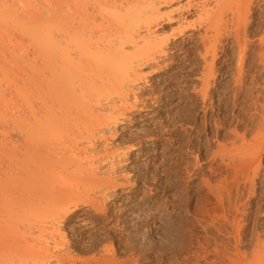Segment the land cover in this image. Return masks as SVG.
I'll use <instances>...</instances> for the list:
<instances>
[{"label":"rangeland","instance_id":"1","mask_svg":"<svg viewBox=\"0 0 264 264\" xmlns=\"http://www.w3.org/2000/svg\"><path fill=\"white\" fill-rule=\"evenodd\" d=\"M184 1L162 4L160 11L176 9V4H185L187 0ZM197 1L201 2L190 0L192 4ZM211 1L208 11L211 5L216 6L215 0L213 4ZM246 1L240 0L245 7L243 4L239 8L235 0H220L223 18L213 17L220 13L215 7L210 16L219 23L223 20L212 29L213 18L208 17L211 18L208 22L205 10L198 17L200 8L195 5L182 16L174 11L171 20H163L153 28L151 35L168 37L163 53L166 56L156 54V62L149 60L136 71L141 78L132 83L135 92L129 93L126 101L134 103L132 107L137 109L129 108L124 113V120L122 116L111 130L114 134L111 138L107 132V143L102 140L106 147L98 141L97 145L102 147L84 154L81 151L84 140L80 136L75 148L68 144L70 137L42 133L58 143L57 153L62 156L72 153L65 160L76 157L81 162L74 172L96 167L99 181L79 186L78 207L73 209L72 205L61 220L56 219L53 232L43 233L41 239L48 243L42 247L48 250L39 253L44 254V259L37 257L39 262L41 259L46 264H261L264 0H248L250 5ZM41 3V0H0V84L23 71L31 77L41 74L40 66L31 65L32 46L26 35L30 17L39 19L42 14ZM232 3L238 11L246 10L247 4L250 8L247 6L246 14L236 10L234 17ZM224 15L228 22L224 21ZM236 17L238 23L235 21L234 25L231 19ZM179 27L182 32L177 35ZM214 34L218 37L214 38ZM202 37L216 46L209 44V48ZM210 38L216 39L217 44ZM211 45L213 51L209 53ZM23 93L27 103L38 102L36 91L13 86L5 99L19 105ZM7 113L0 110V126L16 129L13 136L21 138L20 129L19 132L17 126L13 127ZM38 136L42 137L41 133ZM111 151L118 152L113 159L109 158ZM82 153L88 154L89 159L83 156L85 159L81 160ZM100 153L105 159L98 157ZM45 213L42 216H49V220L52 213L47 210ZM34 231L32 237H39L40 233ZM30 237L29 234L33 244L37 240L35 247L39 248L38 239Z\"/></svg>","mask_w":264,"mask_h":264},{"label":"bare ground","instance_id":"2","mask_svg":"<svg viewBox=\"0 0 264 264\" xmlns=\"http://www.w3.org/2000/svg\"><path fill=\"white\" fill-rule=\"evenodd\" d=\"M41 1L42 14L38 15L40 18L30 17L29 25L26 28V35L32 46L31 65L33 67L40 66L41 74L31 77L28 72L23 71L16 73L14 77L11 76L5 84H0V110L5 114L9 112L7 113L9 119L6 118L13 121V127L17 126V131L20 129L21 132H19L22 134L17 132L21 138L15 137L13 132L16 129L13 131L14 128L10 125L9 127L12 129L7 128L8 126L4 128L2 125L0 126V128L2 127L0 129V264H44L45 261L41 260L44 259V254L40 255L39 253L48 250L45 248L46 246L42 247L48 242L41 239L43 233L46 230L53 232V224L56 219L69 213L72 205L73 209L78 207V200H76L80 194L78 187L87 182L92 184L98 178L96 167V171L90 166L88 170L74 172L75 168L78 169L77 166H81V162L72 156L73 159H69V157L65 160L66 156L72 153L65 156H62V153H57V149L60 148L58 143L54 142V139L44 137L42 133L70 137L68 144L75 148L78 146L77 136H80L84 140V142L80 141L81 144L83 143L81 151L84 154H90L91 150L95 151L94 148L97 146L102 147L100 146L102 144L99 142L97 145V142L104 140V143H107V138H111L113 134H111V130L120 122L122 116L121 119L125 118L124 113L129 108L137 109V107L133 108L134 103L128 104L126 101L128 94L135 92L133 91L135 87L131 86L132 83L141 78V75H137L136 71H140L139 68L145 66L149 60H155L156 54L166 56L163 53L167 48L168 37L164 38V35L160 37L154 33L155 36L151 35L154 31L153 28L160 25L163 20H171L174 11L179 12L181 16L184 12H190L193 5L200 8V11L197 10L200 14V16L197 15L198 17L203 15L201 10H205L207 20L208 17L213 16L211 9L219 8V10L216 9V12H220V9L223 8L219 7L220 0H215L217 7L210 6L211 12L207 9L209 0H201L200 3L197 1L195 4L191 3L192 0L191 2L185 0V4L179 2L176 4L178 5L176 9L171 8L172 10L167 12H161L160 6L178 0ZM234 4L238 7L243 5L240 4V0L237 2L235 0ZM249 5L247 4V6ZM247 6L245 10L244 4V10H239V14H242V11L246 14ZM221 10L223 11V9ZM233 10L231 15L236 10L238 11V8L236 7L235 10L234 6ZM222 11L219 13L220 15L214 11L218 15L213 17L218 19L220 16V20L223 18ZM239 14L237 17L241 16ZM235 15L233 16L235 17ZM237 17L234 20L231 19L234 21V25H236ZM214 18L213 21H215ZM217 21H215V26L214 22L210 21L213 23L211 29L221 23ZM224 21H226V17ZM236 23L238 22L236 21ZM175 30L177 31L176 28ZM181 30L179 27L176 34L178 35ZM215 30L217 31V29ZM174 31L170 32L171 35L173 34L172 37L175 35ZM216 31L217 34L218 31ZM143 32L144 34H142ZM204 33L206 35L205 30ZM207 34L211 35V32H207ZM217 35L214 34V38L218 37ZM202 38L204 39V37ZM208 41L205 40L206 43ZM240 43L243 44L239 41ZM209 44L216 46L212 42ZM213 45H211L209 53L213 51ZM242 46L241 49H243ZM137 76L139 77L137 78ZM11 86L36 91L35 99H38V102L27 103L25 93L22 94L21 104L15 103L17 104L15 105L8 102L5 97L10 93ZM137 87L139 86L137 85ZM18 126L20 127L18 128ZM107 132L111 135H106ZM40 133L42 137L38 136ZM39 137L41 139H37ZM104 145L103 150L105 149ZM111 152L113 155L110 154L112 156L109 155V158L113 159L112 157L118 152ZM88 154L83 155L82 153L81 160L86 157L88 160ZM100 155L96 156L102 157L103 154L100 153ZM94 158L91 157V160ZM74 164L77 165L73 171L71 170L74 172L72 173L69 168H73ZM112 166L109 165L110 168ZM97 180L99 181V179ZM89 181L92 182L89 183ZM48 208L50 209L48 210ZM46 210L52 213L49 220H47L49 216L44 217ZM43 211L45 214L42 213ZM42 214L44 215L42 216ZM34 230L40 233L38 238L32 237ZM29 234L32 240L38 239L39 248L35 247L37 240L35 244L29 240ZM34 255L36 257H33ZM40 256H43V258H39L41 262L37 258ZM34 258H37L38 262L32 263L36 260ZM54 258L56 260V257ZM103 260L105 261V259ZM262 261H260L261 264H264L263 259Z\"/></svg>","mask_w":264,"mask_h":264}]
</instances>
